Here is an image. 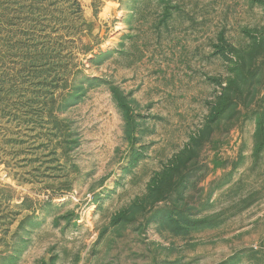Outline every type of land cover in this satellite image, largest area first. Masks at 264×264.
<instances>
[{
    "label": "rangeland",
    "instance_id": "obj_1",
    "mask_svg": "<svg viewBox=\"0 0 264 264\" xmlns=\"http://www.w3.org/2000/svg\"><path fill=\"white\" fill-rule=\"evenodd\" d=\"M0 264H264V0H0Z\"/></svg>",
    "mask_w": 264,
    "mask_h": 264
}]
</instances>
